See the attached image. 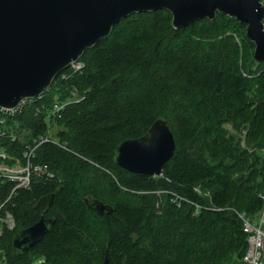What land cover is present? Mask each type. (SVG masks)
<instances>
[{
	"label": "trees",
	"instance_id": "trees-1",
	"mask_svg": "<svg viewBox=\"0 0 264 264\" xmlns=\"http://www.w3.org/2000/svg\"><path fill=\"white\" fill-rule=\"evenodd\" d=\"M254 49L235 18L176 29L167 10L132 14L86 49L83 67L45 93V103L67 104L53 120L57 142L31 157L47 173L26 188L0 180L16 221L0 235V262L245 264L239 213L254 223L264 215V63ZM159 119L176 141L163 173L118 166V146ZM16 120L33 137L47 132L36 104ZM3 144L15 154L26 147ZM96 200L112 212H96ZM42 217L52 221L43 239L17 250L15 238Z\"/></svg>",
	"mask_w": 264,
	"mask_h": 264
},
{
	"label": "water",
	"instance_id": "water-1",
	"mask_svg": "<svg viewBox=\"0 0 264 264\" xmlns=\"http://www.w3.org/2000/svg\"><path fill=\"white\" fill-rule=\"evenodd\" d=\"M156 10L169 11L176 29L214 20L218 13L235 18L246 24L254 60L264 63L261 0H0V107L12 109L24 99L38 98L122 19ZM175 149L173 132L159 119L145 136L118 146L116 163L132 173L158 176ZM93 206L101 215L113 210L98 200ZM51 223L42 217L15 238V248L33 247ZM103 264H109L107 256Z\"/></svg>",
	"mask_w": 264,
	"mask_h": 264
},
{
	"label": "built area",
	"instance_id": "built-area-1",
	"mask_svg": "<svg viewBox=\"0 0 264 264\" xmlns=\"http://www.w3.org/2000/svg\"><path fill=\"white\" fill-rule=\"evenodd\" d=\"M264 5V0H261ZM264 27V18H263ZM74 70H80L83 64L80 61L74 62L70 66ZM46 93V92H45ZM45 93L35 99H24L17 107L9 109L0 107V180L11 182L14 189L26 188L34 177L47 173L42 165L32 162L35 149L38 144L45 140L57 142L56 137L51 133L55 116L64 110L66 103L59 100L45 103ZM40 104H37L39 103ZM33 104L37 105L38 112L44 113V120L47 132L44 135L33 137L31 132L21 125L16 117L22 111ZM19 142L26 147L21 153L15 154L4 146V142ZM50 174V173H49ZM244 221V231L248 236V249L244 256L245 264H264V215L258 223H254L244 213H239ZM16 221L11 211L5 208V202L0 200V235L4 228L13 230Z\"/></svg>",
	"mask_w": 264,
	"mask_h": 264
},
{
	"label": "rangeland",
	"instance_id": "rangeland-1",
	"mask_svg": "<svg viewBox=\"0 0 264 264\" xmlns=\"http://www.w3.org/2000/svg\"><path fill=\"white\" fill-rule=\"evenodd\" d=\"M56 127L53 125V128H52V130H51V133H52V135L54 136V138L56 137ZM0 264H2L1 262H0ZM34 264H42V263H40V262H38V263H34Z\"/></svg>",
	"mask_w": 264,
	"mask_h": 264
}]
</instances>
